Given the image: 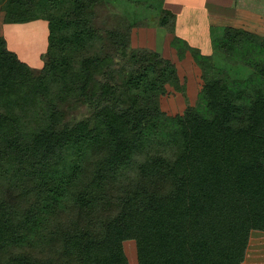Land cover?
<instances>
[{"label": "trees", "instance_id": "1", "mask_svg": "<svg viewBox=\"0 0 264 264\" xmlns=\"http://www.w3.org/2000/svg\"><path fill=\"white\" fill-rule=\"evenodd\" d=\"M116 1H3L7 22L45 20L48 45L35 69L0 36V264H243L264 232V37L212 25L210 54L173 37L181 79L101 28Z\"/></svg>", "mask_w": 264, "mask_h": 264}, {"label": "rangeland", "instance_id": "2", "mask_svg": "<svg viewBox=\"0 0 264 264\" xmlns=\"http://www.w3.org/2000/svg\"><path fill=\"white\" fill-rule=\"evenodd\" d=\"M3 1H0V36L6 39L8 48L16 52L21 60L35 69H41L45 63L42 54L48 45L47 22L42 19L24 23L7 22L5 11L2 8ZM163 4L162 0H126L123 2L117 0L109 5L111 10L107 7L103 9L97 20L102 29L127 28V32H124L128 37L126 39L127 51L133 48L158 51L177 65L181 79L188 73L187 69L191 64V59L180 62L176 58L174 49L170 46L173 37H182L203 54H210L213 50L212 25L243 28L264 37V15L247 9L234 8L232 0H163ZM162 6L176 16L175 27L172 30L170 29L171 21L164 25L158 23L157 19L160 16L158 11L162 10ZM146 7L151 9L152 13L146 10ZM108 11H110L109 14ZM152 14L155 17L151 19ZM116 49L114 47L112 53L120 60L117 56L120 55L121 48ZM200 85L198 84L197 88ZM197 92L198 90L189 89V94L185 99L181 93L176 94L172 90L171 94L162 100L161 108L165 112H173L183 108L186 104L195 103ZM174 103L175 105L171 106ZM131 258L133 260V256ZM243 264H264V232H252Z\"/></svg>", "mask_w": 264, "mask_h": 264}, {"label": "crops", "instance_id": "3", "mask_svg": "<svg viewBox=\"0 0 264 264\" xmlns=\"http://www.w3.org/2000/svg\"><path fill=\"white\" fill-rule=\"evenodd\" d=\"M239 9H244V8H239ZM245 10V9H244Z\"/></svg>", "mask_w": 264, "mask_h": 264}]
</instances>
